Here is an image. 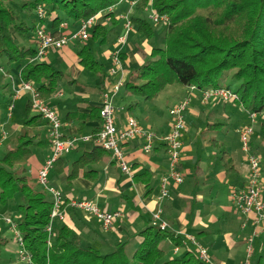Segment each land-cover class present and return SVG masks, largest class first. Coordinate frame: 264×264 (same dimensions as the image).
<instances>
[{
	"label": "trees",
	"instance_id": "obj_1",
	"mask_svg": "<svg viewBox=\"0 0 264 264\" xmlns=\"http://www.w3.org/2000/svg\"><path fill=\"white\" fill-rule=\"evenodd\" d=\"M121 1L0 0V67L8 69L6 76L10 74V67H20L21 79L33 83L40 96L49 102L67 75L47 61H32L37 54L38 25L34 18L58 38L65 34L60 28L63 22L72 21L70 28L78 29L90 17L103 13L90 33L94 40L105 45L111 41L115 27L120 25L117 13L107 10ZM150 4L155 13L170 18L163 34L164 44L152 45L149 54L140 49L144 60L127 74L122 86L126 94L152 101L170 85H196L199 89H209L226 86L224 82L231 79L238 83L235 91L240 94V101L251 112L264 113V0H141L134 7L135 15L131 16L141 41H151L155 36L146 17ZM39 6L45 11L43 18L38 16ZM26 11L34 16L26 17ZM107 17H111L110 22L102 23ZM77 55L84 69L104 74L103 65L86 43ZM125 57L122 53V60ZM9 86L7 84L6 88ZM3 100L8 107L15 104L13 91ZM100 107L87 106L84 112L68 111L66 119L72 122L77 118L80 126L70 127L64 137L83 135L84 125L88 122L99 124L92 132L96 136L103 122ZM26 111L21 131L15 137H8L0 148V203L4 209L21 214L14 222L32 261H21L16 241L14 251L4 255L12 242L0 236V264H206L199 258L197 250H184L178 256H169L171 250L182 245V237L153 225L151 218L137 232L138 241L119 242L112 251L104 254L97 247L84 245L82 236L66 220L55 219L49 233L46 227L51 220L52 199L48 191L38 185L37 171L32 170L31 159L45 150H52L51 139L49 130L41 136L39 127L44 118L38 113L31 115L30 98ZM218 125H208V128ZM2 128L0 121V138ZM213 140L219 147L218 140ZM87 144L90 147L72 161L66 177L68 184L73 183L81 169L84 177L95 180L92 176L98 173L95 165L112 157L110 151L92 142ZM222 160L226 171L233 172V159L223 154ZM64 166L63 157L55 162V179H61ZM148 173L145 170L135 178L144 180L142 177Z\"/></svg>",
	"mask_w": 264,
	"mask_h": 264
},
{
	"label": "crops",
	"instance_id": "obj_2",
	"mask_svg": "<svg viewBox=\"0 0 264 264\" xmlns=\"http://www.w3.org/2000/svg\"><path fill=\"white\" fill-rule=\"evenodd\" d=\"M123 3L124 2H120L119 4L122 5ZM122 11L124 10L116 6L115 12L118 15V19ZM118 26L119 27H115V31L112 34V42H115V40L118 42V35L124 32L123 23L120 22ZM70 27L71 24L67 22V27L64 29L62 28L63 32L69 34L77 30L71 29ZM127 46L130 50L133 48L128 42L126 46L121 48V54L125 53L126 56L127 53L125 49H127ZM150 51L151 46H148L144 50L147 54H149ZM59 53L64 63H67L66 66L73 70L70 75L65 72L66 75H68L66 76L68 85L65 90L87 99L77 104L67 105L64 118L61 121V132L64 134L69 131L70 127L80 126V121L77 120V118L72 122L66 119L67 112H84L87 106L99 107L103 100V91L100 88L94 87L92 81L88 83V85L82 84L80 79L84 69L82 65L79 64L77 53L71 47L66 45L63 49L59 50ZM110 55V51H104L105 57H110ZM135 60L138 61L139 65L142 64L144 57L141 52L135 53ZM20 69L21 68L18 67L19 72ZM87 78L92 79L91 76ZM114 79L115 77L111 76L105 85L110 86L111 83L115 82ZM21 80L20 76V81ZM13 85L15 84L11 82L12 87ZM79 87H81V91L77 89ZM182 89H184V91L180 92L183 93V97L189 93V89L185 86H182ZM65 90L59 91L57 96L62 95ZM125 94L126 93L121 88L115 99L117 106V127L119 129L124 128L127 119L133 117L144 129L150 130L157 135V139L150 153H145L142 150L141 143L143 140L141 138H136L123 144V151L133 169V176H128L123 173L115 160L110 156L95 165L94 168L98 170V173L92 174L94 179H99L100 175H102V179L97 182H94L96 179L93 180L84 177L83 170L81 169L79 176L73 183L68 184L66 177L70 168L65 166L64 172L60 177L61 179H55V177L50 174V181L57 180L59 186L69 198L90 199L105 211H123V217L117 221L115 224L116 227H114L111 232L119 233V237L123 238L120 242L138 241L139 238L136 237L137 232L146 226L148 219L151 218L152 211L161 206L163 209V219L168 225L167 230L176 236L182 237V245L178 247L177 251L175 249L171 250L173 254H179L182 249L185 251L196 250L195 245L192 244L189 239V236H192L208 250L212 264H229L230 261H232V263L236 262L247 245L246 235L253 231L254 225L249 218L236 208L231 200L232 188L245 185L249 177L250 169L246 154L240 149L241 160L239 161L237 157H235L234 152L228 150L227 142L221 140L218 141L219 147L216 145L221 154L219 157L215 155L214 158L216 159L210 162L204 160L200 155H194L191 146L186 145L182 150V159L180 162L184 181L179 185L174 183L171 184L170 197L159 205L158 196L160 194L161 180L169 173V155L162 138L170 131L171 123L161 119L157 121L159 125L154 124L152 128L145 127L143 120L149 123L151 122V117L148 116L145 117V119H140L133 115L131 110L119 102ZM197 96L194 97L189 104V114L195 117L207 114L210 121L204 133L205 136L212 134V139H214L216 138V133H219L224 128L225 123L221 121V119L229 117L226 112L222 113L216 108L217 104L215 102L222 100L213 99L211 101L212 103L208 104V108H204L205 106H203L199 100L200 95L199 98ZM58 100L57 97L56 101ZM49 104L58 112L53 98L49 101ZM138 105L141 104H132L131 107L134 108ZM2 123L3 127L8 125L5 121ZM44 123L46 124V130L43 126ZM216 124L219 125L208 128V125L211 126ZM98 125L97 122L86 123L84 125V134H92L93 130ZM9 127L20 130L22 124L15 123ZM40 128L42 129L41 136L48 132L49 125L45 119L40 124L39 129ZM87 147H90V145L81 144L73 150V152L77 153L79 157L84 153V149ZM223 154L233 159L235 169L231 173H228L224 167V162L222 160ZM45 160L46 158L43 156V153L33 157L31 159L32 170L37 171L41 166L39 165L40 161L44 162ZM145 170H148V176L142 177L144 180H142L141 177L139 180H136L135 175H139L145 172ZM261 183L264 198V169L262 171ZM66 213V223L82 236L83 244L86 242L89 243L88 239L91 240V238L93 239V237L98 235L96 233L97 231L94 230V220H92V218L88 217L92 221L84 220L82 219L84 217L83 215H80L76 210L72 211L68 207ZM100 241V244L105 243L101 238ZM107 241L108 245L114 242L113 239H108ZM13 245V243L10 244V250L12 251H14L15 248Z\"/></svg>",
	"mask_w": 264,
	"mask_h": 264
},
{
	"label": "built area",
	"instance_id": "obj_3",
	"mask_svg": "<svg viewBox=\"0 0 264 264\" xmlns=\"http://www.w3.org/2000/svg\"><path fill=\"white\" fill-rule=\"evenodd\" d=\"M128 1L131 8H134L138 2L141 0H122L121 2ZM116 6H111L107 11L115 12ZM39 18L45 16V11L42 6L37 9ZM98 16H93L84 21L80 27L69 34H63L61 37L53 36L49 31L43 27H38L36 31V46L37 54L32 61H41L46 58L49 51L61 50L70 41L74 39H80L82 41L90 37V28L96 23ZM155 22H166L170 21L167 15H158L153 11V17ZM124 33L119 36L118 43L123 48L128 42V36L133 30V21L128 14L124 16ZM67 27V22H63L60 28L64 29ZM121 48L118 52L113 55L116 68H112L110 75L115 77L120 72H122L121 58ZM2 70L3 67H0ZM125 73V72H124ZM122 72V75H124ZM112 90H108L103 93V100L100 107V116L102 117V127L100 131L93 136L92 134L74 135L70 137H64L61 132L62 122L58 115L57 110L44 100L40 93L38 92L35 85L31 82L21 80L19 89L13 85V101H16L22 91L30 92V101L32 109L47 121L49 125V136L52 145V154L44 161V163L37 170V183L50 193L52 199V212L51 220L46 230L51 233L52 224L55 219L65 221L67 218V213L65 206H70L76 209H82L93 213L102 226L107 231H112L115 227V222L117 217L123 216V211H105L99 208V206L90 199H78L69 198L68 202L66 200L63 192L52 186L50 181V173L54 168L55 162L63 157V155L75 150L81 144L94 143L101 148L108 150L112 154V158L117 163L120 170L127 174L128 176H133V170L129 164L127 157L123 151V144L136 139L141 138L143 140L142 150L145 153H150L153 149L157 135L147 129H144L138 121L129 117L126 122V126L119 129L116 125V111L117 106L115 104V99L117 94L120 92L122 86L124 85L123 79L115 81L112 83ZM189 93L184 97V99L175 105L171 110V115L173 116V123L170 131L164 135L162 138L164 144L167 147L169 155V173L167 176L163 177L161 180L160 194L158 196L159 205L170 197L169 181L174 184L179 185L184 181V175L181 171L180 162L182 154V131L185 128V113L187 107L189 106L191 100L193 99V92L198 91L201 93L202 102L205 103L210 99H220L222 101H240V94L229 88L227 86H221L209 89H199L196 85H191L188 87ZM14 104L12 103L8 107L9 117L12 116V109ZM252 123L256 121V112H250ZM254 134V129L252 126H248L243 130H240V140L242 143V150L247 156V161L250 169L249 177L245 185L241 187H233L231 191V200L236 208L247 218H249L254 224L253 236L259 235L264 232V198H263V187H262V168L259 161V155L251 150V138ZM8 134L6 130H2V136L0 138V148L2 147L4 141L7 139ZM163 209L159 206L157 209L151 213V221L153 225L158 226L160 229H167L168 225L163 219ZM9 221V220H8ZM15 223L13 226L15 229ZM16 242L18 244V256L23 262H31V255L26 250L23 237L18 230H14ZM192 244L195 245L198 252L199 258L206 264H212L208 250L197 242L196 238L189 236ZM252 241L250 238L247 240V246L249 254L252 253ZM178 250V247L175 248Z\"/></svg>",
	"mask_w": 264,
	"mask_h": 264
},
{
	"label": "rangeland",
	"instance_id": "obj_4",
	"mask_svg": "<svg viewBox=\"0 0 264 264\" xmlns=\"http://www.w3.org/2000/svg\"><path fill=\"white\" fill-rule=\"evenodd\" d=\"M117 8L123 9L121 16H119L120 22L125 23L124 16L128 14V16L135 15L136 11L134 8H131L128 1H125L122 5L118 4ZM26 17H29L31 19L34 14H29L27 11L24 12ZM103 13H100L98 15V18L100 19ZM146 17L152 27L155 30V36L151 41L143 40L141 41V38L136 33V27H133V30L130 32L128 36V43L132 45V50H130L127 46V49H125V52L127 53V56L123 60L122 63V72L124 75H122V72H120L117 76H115L114 81H119L120 79H123L125 81V78L127 77V74L133 71L138 65V61L135 60V53H139L140 49L143 51L148 47L157 44V45H163L164 44V30L166 28L167 23L166 22H155L153 17V9L151 8V4L147 6L146 9ZM98 18L96 21H98ZM34 20L37 22L38 27H43L46 29V26L43 23H40L39 19L34 18ZM111 20V17H107L102 20V23L107 24ZM72 24V21L69 22ZM47 25V24H46ZM108 28L112 29V27ZM90 28V32H91ZM124 33V32H123ZM122 35V34H121ZM88 45L97 60L103 65L104 68V74H99L93 70L84 69L83 73L81 74L80 81L83 85H88L91 81L94 83L92 84L94 87L100 88L103 93L112 90L113 84L111 83L110 86L105 85L107 83V80L111 77L110 72L112 68H116L113 55L118 52L121 48V45L115 40V42L109 41L105 45H101L100 40H94L92 38V33H90V39L87 41H82L80 39H74L70 41L67 45L71 47L76 53L79 52L84 46V44ZM126 46V45H125ZM108 50L111 52L110 57L104 56V51ZM44 61H47L51 63L54 67L58 69H62L67 74H72L71 69H69L66 65L67 63H64V60L62 59V56L59 53V50H51L49 51L48 55L44 59ZM7 68L0 69V121L6 122L8 125L3 127L2 129L6 130L8 137H15L17 132L19 133L20 130L12 129V124L15 123H21L23 120L27 117V111H26V104L30 98V92L29 91H22L20 94V97L15 101V104L12 109V116L8 118V104H6V101L3 100L5 97L7 98L9 96V93L13 91V87L11 86V82H13L17 89H19L21 81H20V72L18 71V67L13 66L10 67V74L6 76L7 74ZM68 76V75H67ZM92 79H89L87 77H90ZM71 77V76H70ZM67 78V77H66ZM9 84L10 87L6 88V85ZM224 84L226 86H230L232 89L237 90L238 83L227 79ZM68 85L67 80H65L60 88L59 91H63L66 89V86ZM79 91H81V87L77 88ZM123 89V87H122ZM124 91V89H123ZM180 91H184L182 89L181 85H174V86H168L166 89H164L154 100L152 101H145L142 97L135 96L132 94H125L123 98L119 100L125 107H127L129 110H131L132 114L140 119H145V117H151V122L147 123L145 120H143V123L145 127H154L153 125H159L157 121L163 119L165 121H169L173 123V116L171 115L170 110L177 105L179 102H181L185 96L182 97L183 93ZM125 92V91H124ZM58 93L53 97V101L58 109V115L62 121L64 118L67 105H73L77 104L79 102L86 101L87 99L79 96L74 93H70V91L65 90L64 93L60 96H57ZM194 97L199 98L200 95V102L202 103L204 108H208V104L212 103L211 101L213 99L208 100L207 102L203 103L201 99V93L197 90L193 92ZM58 97V101H56ZM45 100V99H44ZM48 102V101H47ZM117 102V103H119ZM141 104L134 108L131 107L132 104ZM216 108L228 115L229 118L221 119L225 123L224 128L219 133H216V138L218 141H226L228 145V150L234 152L235 157L240 161V149L242 150V143L240 140V130H243L244 128L248 126H252L254 129V134L251 138L252 144H251V150L253 152H257L259 155V161L262 170L264 169V143L262 142L263 134H264V113H256V121L255 123H252V119L250 116V110L247 108V105L241 101H217L215 102ZM116 104V103H115ZM37 112L32 109L31 115L36 114ZM185 128L182 131L181 141H182V147L186 145H190L191 149L194 153V155L201 156L204 160H208L212 162L215 160L216 156H220L219 148L216 147V142L212 139L213 136L207 135L205 136L204 131L207 128V124L209 123L210 119L207 114L202 116H192L189 114V106L187 107L186 113H185ZM44 128L46 130V124L44 123ZM162 126V125H161ZM160 126V127H161ZM7 137V138H8ZM5 142V141H4ZM43 156L47 159L51 154L52 150H45L42 152ZM78 157V154L71 151L65 155H63V159L65 161V167L70 168L72 161L74 158ZM182 157V156H181ZM182 159V158H181ZM44 162L40 161L39 165H42ZM54 169L51 170V173L53 175ZM168 175V174H167ZM102 179V175H100L99 179H96L94 182H97ZM49 183L60 189L63 194L65 195L64 190L59 186L57 180L49 181ZM173 184L172 181H169V188ZM39 185V184H38ZM40 186V185H39ZM43 188V187H42ZM44 189V188H43ZM45 190V189H44ZM46 191V190H45ZM49 193V192H48ZM50 194V193H49ZM66 197V195H65ZM68 202V201H67ZM70 206H65V209ZM100 208V207H99ZM80 215H83L84 217L82 219L87 221L94 220V230L97 232V236L88 239L89 243H84V245H91L94 247H97L101 252L108 253L113 250V248L116 246V244L120 241H122L123 238H120L118 232L111 233L112 231H107L103 228L102 223L99 221V219L91 212L77 209L76 210ZM20 213L18 211H8L4 209L3 205L0 203V236L7 237L11 239V242L14 244L16 241L15 237V229H17V226L15 225V229L13 226V222L20 218ZM88 217L92 218L90 220ZM123 216L117 217V221H119ZM9 220V221H8ZM15 223V222H14ZM116 227V226H115ZM254 225H253V231H254ZM251 231V230H250ZM253 231L249 232L246 235V239L252 238V253L249 254L248 246L246 245L243 253L240 254L239 259L232 263V261L229 262V264H264V232L260 233L259 235L253 236ZM86 237V236H84ZM100 238L103 239L102 242L104 244H100ZM108 239H113V244L111 242L110 245H108ZM107 242V243H106ZM14 247V245H13ZM9 252H12V250L6 249L4 250L3 254L7 255ZM184 251V249L181 250L179 254H181ZM179 254H173L172 251H170L169 256L174 257L178 256ZM242 259V260H241Z\"/></svg>",
	"mask_w": 264,
	"mask_h": 264
}]
</instances>
